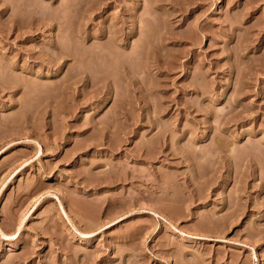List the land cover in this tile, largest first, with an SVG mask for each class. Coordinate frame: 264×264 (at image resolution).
Returning a JSON list of instances; mask_svg holds the SVG:
<instances>
[{
	"label": "rangeland",
	"instance_id": "rangeland-1",
	"mask_svg": "<svg viewBox=\"0 0 264 264\" xmlns=\"http://www.w3.org/2000/svg\"><path fill=\"white\" fill-rule=\"evenodd\" d=\"M0 264H264V0H0Z\"/></svg>",
	"mask_w": 264,
	"mask_h": 264
}]
</instances>
